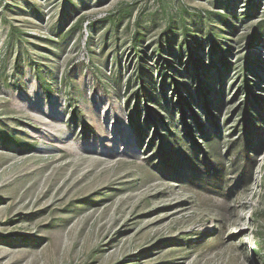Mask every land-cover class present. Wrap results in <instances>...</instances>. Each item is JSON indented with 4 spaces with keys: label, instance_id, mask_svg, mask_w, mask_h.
<instances>
[{
    "label": "rangeland",
    "instance_id": "obj_1",
    "mask_svg": "<svg viewBox=\"0 0 264 264\" xmlns=\"http://www.w3.org/2000/svg\"><path fill=\"white\" fill-rule=\"evenodd\" d=\"M0 264H264V0H0Z\"/></svg>",
    "mask_w": 264,
    "mask_h": 264
},
{
    "label": "trees",
    "instance_id": "obj_2",
    "mask_svg": "<svg viewBox=\"0 0 264 264\" xmlns=\"http://www.w3.org/2000/svg\"><path fill=\"white\" fill-rule=\"evenodd\" d=\"M210 62L212 64H215V62H214L212 57H210ZM213 67H214V65H213ZM214 71H215V73H219L220 72L216 68H214ZM246 72H247V70L244 71V73H245L244 76L247 75ZM202 76H203V74H202ZM245 79H247V78H245ZM198 82L202 83V79H198ZM244 88H245V90H248L249 86H247V87L245 86ZM248 121L249 120L246 119L245 120V125H244L245 126V128H244L245 130H244V138H243L242 155L245 156V158H244L245 160H244L243 172L247 171L248 163L251 160L250 156L248 155V151H247V146H248L247 135L249 136V131H250V128H251V125H250V123ZM221 179H222V176L219 173L215 172V174H212V175L210 174L208 183H211L209 185H211L213 188L218 189L220 182H222Z\"/></svg>",
    "mask_w": 264,
    "mask_h": 264
}]
</instances>
